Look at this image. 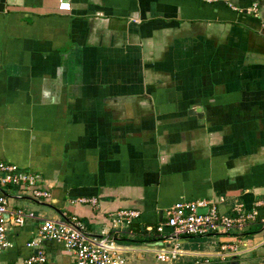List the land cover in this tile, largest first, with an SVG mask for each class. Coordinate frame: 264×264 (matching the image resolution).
<instances>
[{"label": "crops", "instance_id": "obj_1", "mask_svg": "<svg viewBox=\"0 0 264 264\" xmlns=\"http://www.w3.org/2000/svg\"><path fill=\"white\" fill-rule=\"evenodd\" d=\"M67 1L0 0V160L50 192L0 187L36 216L10 227L0 264H26L42 219L99 234L118 210L139 212L115 236L124 264H168L155 250L175 243L176 264H264V0ZM220 196L221 212L242 202L256 220L155 233L176 201ZM38 249L72 264L61 242Z\"/></svg>", "mask_w": 264, "mask_h": 264}, {"label": "built area", "instance_id": "obj_2", "mask_svg": "<svg viewBox=\"0 0 264 264\" xmlns=\"http://www.w3.org/2000/svg\"><path fill=\"white\" fill-rule=\"evenodd\" d=\"M58 8L67 10L70 3L59 0ZM247 12L257 14L255 5L246 9ZM264 28V22L262 23ZM39 174L35 171L24 169L14 163L0 160V187L14 186L20 188L34 199L44 200L49 198L50 192L41 188L38 183ZM78 202L97 204L96 197H78ZM224 202V197L199 198L194 200H178L166 210V221L155 227V233L162 234L165 226L172 227L171 236L201 235L207 233L229 234L230 231H242L249 220H256L257 210L245 211L242 202L235 203L232 207L235 215H227L219 210V204ZM199 208H206L205 212H198ZM137 210H118L112 213L111 226L103 229L99 234H90L85 231L84 224L76 216L66 220L42 219L35 236L26 241L25 246L33 250L26 257V264H46L45 254L38 249L44 240L61 242L64 248L72 255V264H124L125 259L115 236L128 232L132 220L137 217ZM32 211L9 204L8 196L0 192V250L11 245L8 238L10 227H21L26 219L35 218ZM148 230H154L148 227ZM227 249V250H226ZM221 250L235 254L237 248L233 244L222 245ZM182 251L175 243L171 247L156 248L155 256L161 262L176 264ZM192 264H199L198 261Z\"/></svg>", "mask_w": 264, "mask_h": 264}, {"label": "water", "instance_id": "obj_3", "mask_svg": "<svg viewBox=\"0 0 264 264\" xmlns=\"http://www.w3.org/2000/svg\"><path fill=\"white\" fill-rule=\"evenodd\" d=\"M206 211V208H199L198 209V212H205ZM169 231H171L172 230V227H170V226H167L166 227Z\"/></svg>", "mask_w": 264, "mask_h": 264}]
</instances>
